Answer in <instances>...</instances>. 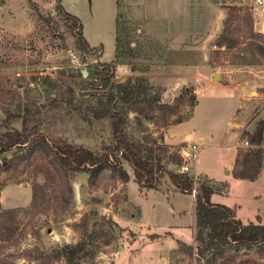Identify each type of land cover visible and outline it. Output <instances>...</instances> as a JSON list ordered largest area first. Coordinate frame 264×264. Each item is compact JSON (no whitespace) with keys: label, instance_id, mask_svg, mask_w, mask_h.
Masks as SVG:
<instances>
[{"label":"rangeland","instance_id":"rangeland-1","mask_svg":"<svg viewBox=\"0 0 264 264\" xmlns=\"http://www.w3.org/2000/svg\"><path fill=\"white\" fill-rule=\"evenodd\" d=\"M59 3L58 0H0V133L19 130L25 122L29 127L36 125L50 141L67 142L100 154L112 140L110 120L95 119L93 113H88L95 102L87 98L85 88L97 63L111 60L110 24L97 26V18L93 22L90 20V0H60ZM100 7L104 8V4ZM223 8H228L223 28L228 22L231 42L235 46L229 51H221L216 39L212 42V35L206 38L204 45L209 46L210 67L221 74L226 83H232L243 77L247 67L264 71L262 54L256 48H264V38L246 40L247 25L243 23V18L248 11L242 13L228 5H223ZM66 13L78 19L82 36L91 47L102 44L101 55L98 56V50L88 53L80 48L74 22L66 17ZM224 15L223 10L215 11L211 31L222 23ZM121 20L118 24L120 42L134 39L135 53L142 48L143 51L160 54L165 47L162 36L147 32L137 34L134 23L124 17ZM97 27H100V40L96 38ZM213 45L216 49L212 48ZM252 78L262 82L264 74ZM111 82L116 83V75ZM9 92H12V97H9ZM237 93L216 83V87H210L198 97L199 103L193 113L194 107L183 105L188 96L183 98L178 116L182 120L189 117L186 123L163 126L160 113L149 119L129 112L122 130L144 151L150 152L159 167L174 170L170 156L178 154L179 147L170 145V133H178L179 138L174 140L178 142L186 138L192 126L196 130L209 129L218 134L223 130L224 123L232 121L244 122L242 132L246 127L252 132L257 122L264 119V87L258 89L261 99L253 104L255 107L251 112V101H243L239 105ZM2 108L19 116L5 125ZM238 146V151L248 148L240 142ZM221 150L223 157H228L227 150ZM202 154L196 158L197 163L206 164L210 161L209 157H203L202 161ZM10 157L9 154L7 158ZM121 165L128 176L132 175L126 162L121 161ZM226 170L230 172L229 177H233V171L228 167ZM102 177L100 187L91 188L87 185V174H76L70 180L71 203L64 211L56 189V177L41 155L0 172V257L5 256L14 264H38L27 259L29 251L37 249L38 252L48 253L75 244L88 229L89 233H95L98 249L94 256L81 260L79 264H209L206 258L198 259L195 254L190 256L178 250L179 240L172 236H157L151 240L142 234L143 229L133 232L116 224V214L128 217L135 209L123 206L126 204L124 186L118 178L109 171H105ZM198 182L195 180L194 185L198 186ZM243 186L247 185H242L241 181L231 183L227 202L232 206L240 205L238 214L242 221L254 222L252 217L257 215L264 224V179L254 187L244 190ZM33 188L36 191L34 203ZM137 188L140 189L132 175L128 185L130 199L139 203L147 218L150 203L137 195ZM251 188L261 196L257 201L248 198ZM168 189L172 190L167 175L163 173L155 190ZM108 220L115 226L104 224ZM85 222L88 223L87 228ZM182 233L184 235L179 239L186 244L192 243L194 231L193 235L189 230ZM106 239L109 240L107 244ZM192 246H196L194 241ZM37 251L34 250V253ZM54 264L65 262L61 259ZM213 264H264V254L254 246L239 249L230 246L225 255Z\"/></svg>","mask_w":264,"mask_h":264},{"label":"trees","instance_id":"trees-1","mask_svg":"<svg viewBox=\"0 0 264 264\" xmlns=\"http://www.w3.org/2000/svg\"><path fill=\"white\" fill-rule=\"evenodd\" d=\"M65 15L74 22L75 37L80 48L88 53L97 51L98 48H90L82 36V26L78 19L68 13ZM243 23L247 25L246 40L264 38V34L253 31V20L249 13L245 14ZM231 40L230 26L228 22H225L224 28L215 42L221 51H229L235 46ZM130 43H134V47H136L134 39L122 43L117 35L116 60L126 57V63L133 64L132 60L138 53H135ZM256 48L262 54V64L264 65V48L261 46H256ZM132 66L135 68L134 65ZM114 72V64L97 63L91 80L87 82V88H85L88 91L85 92L87 98L95 102V106L90 107L88 113H93L95 119L108 118L110 120L112 140L104 152L98 154L82 146L50 141L36 125L29 127L24 122L19 130H5L0 133V172L16 167L24 160L35 158L36 155H41L56 177V189L64 211L71 203L70 180L76 174H87V185L91 188L100 187L105 171H109L113 177L118 178L119 182L125 184L128 182L129 176L121 165V161H124L131 168L134 182L140 189L155 190L160 177L165 173L174 192L191 195L194 190L192 230L196 246L177 241L178 250L190 256L195 254L198 259L206 258L209 264H213L223 257L230 246L236 249L254 246L264 254V224L259 222L244 224L236 218L234 209L210 201L214 192H225L226 184L215 186L208 182H198V186H195L188 174L180 173L176 169L167 170L159 167L153 161L150 152L144 151L139 143L131 140L122 130L129 112L137 115L142 114L149 119L154 114L160 113L163 126L178 124L183 121L178 116L183 98L188 96L186 104L183 105L194 107L195 96H189L191 92L184 90L171 104H162L160 90L149 86L142 79L110 83L114 78ZM11 94L12 92H9V97H12ZM2 109L5 114L3 120L5 125L19 116L6 108ZM263 133L264 119L257 122L252 132L244 130L241 133L240 141L246 140L248 148L237 151L233 166L235 178L251 182L257 179L264 167V148L261 146ZM9 154L11 157L8 159ZM170 161L174 168L181 164L178 154H171ZM35 195L36 191L33 188V203ZM124 200L126 199L124 198ZM85 223V228H87L88 223ZM104 224L115 226L114 222L110 220ZM94 235V232L89 233L88 229H85L84 234L75 244L65 245L48 253L38 252L37 249H34L37 252L29 251L27 259L38 264H54L61 259L65 264H79L81 260L90 258L96 253L98 246ZM149 237L153 240L157 236L150 235ZM108 242L109 240L106 239L105 244ZM0 264L14 263L3 256V258L0 257Z\"/></svg>","mask_w":264,"mask_h":264},{"label":"crops","instance_id":"crops-1","mask_svg":"<svg viewBox=\"0 0 264 264\" xmlns=\"http://www.w3.org/2000/svg\"><path fill=\"white\" fill-rule=\"evenodd\" d=\"M59 1L58 4L60 5ZM90 1L92 3V11L89 15L90 20L93 22L97 18V26H100L102 23L110 24L108 28H110V42L113 47V54L111 60L106 63L115 65L114 75H116V83H122L129 79H142L149 86L160 90V102L162 104H171L182 91H190L196 98V104L191 111L192 113L199 103L198 97L202 96L210 87H216V83L221 88L238 92L236 98L239 105L243 101H251L249 112L254 109L255 106L253 104L261 99L258 89L264 87V78L260 80L262 82H259V80H255L252 77L264 74V71L253 66L247 67V70L243 71L244 75L241 79L232 83H226L225 78L218 72H214L213 68L210 67L208 63L209 46L204 45V42L209 35L214 36L213 42L221 34L223 21L228 15L225 12L226 10L228 11V8H223V5L236 7L242 13L248 11L253 20V31L264 34V7L254 6L247 0H217V3L213 0ZM100 4L101 6L104 4V8H101ZM258 7L261 9L259 8L260 10H258ZM220 10H223L225 14L221 20L222 23L211 31L212 17H214L215 11ZM123 17L137 26V34L147 32L151 35L155 34L163 37L165 47L160 51L159 55H156L154 51H143L141 48L137 52V56L132 60L133 64L126 63V57L115 59L118 24L122 21ZM95 31L97 33L96 38L100 40V27H97ZM87 44L90 48H98V56L101 55L102 44L98 43V46L95 47H91L88 42ZM130 46L131 48H135L134 43H130ZM154 56L157 58L153 59ZM98 61L100 62L99 58ZM140 66L146 67L140 68ZM215 74H217L218 80L213 79ZM187 119L178 124L186 123ZM224 124L223 130L218 134L214 133L212 129L213 132L209 129L196 130L192 126L186 138L179 139L178 142L174 141L176 138H179L178 133H170L172 136L170 145H176L180 148L183 145L194 143L200 147L197 159L203 153L202 161L203 157H209L210 161L203 164L197 163L196 159L191 164V171L188 175L194 182L195 180H199V182H208L215 186L218 184H228L229 186L227 185L224 193L214 192L210 197V201L214 204L234 209L236 218L246 224L250 222L242 221L238 214L240 205L236 204L232 206L227 202V197L231 193L230 185L235 181H241L242 185H247L243 186L245 190L259 183L261 184L264 179V167L261 169L257 179L252 182L236 179L234 174L233 177H229L230 172L226 168L228 167L233 171L234 161L239 148L238 142H240L241 132L245 127L244 122L240 124L232 121ZM173 126H170L169 129ZM261 146L264 148L263 143ZM221 149L227 150L226 156L228 157H223ZM227 158L228 160H226ZM223 170L226 171L223 173ZM131 176L130 174L127 183L122 184L126 199V204L123 206L134 208L136 211L133 209L134 212H131L128 217L116 214V224L133 232L143 229L142 234L145 236L156 235L158 236L157 238L172 236L175 240L181 242L182 240L179 238L184 235L182 233L183 230H189L193 235V194H181L171 189L153 190L137 188V195L142 196L144 200L148 199L150 203V214L145 218L143 209L138 206L139 203H133L130 199L131 194L129 193L128 185ZM250 192L248 198L253 201H257L261 197L258 193H254L255 191L252 188ZM222 194L226 195L222 196ZM252 219L254 222L251 223H256L257 221L262 224L259 216L256 215ZM193 241L194 236L192 243ZM192 243L187 245H192Z\"/></svg>","mask_w":264,"mask_h":264},{"label":"built area","instance_id":"built-area-1","mask_svg":"<svg viewBox=\"0 0 264 264\" xmlns=\"http://www.w3.org/2000/svg\"><path fill=\"white\" fill-rule=\"evenodd\" d=\"M254 6H261L264 7V0H247ZM213 49H216V46H212ZM241 145L246 147L248 143L246 140L240 141ZM200 151V147L194 143L183 145L179 148L178 154L181 159V164L179 167L175 169L178 170L180 173L188 174L191 171V164L195 162L198 153ZM195 182L193 181V184ZM194 195V190L192 191Z\"/></svg>","mask_w":264,"mask_h":264},{"label":"water","instance_id":"water-1","mask_svg":"<svg viewBox=\"0 0 264 264\" xmlns=\"http://www.w3.org/2000/svg\"><path fill=\"white\" fill-rule=\"evenodd\" d=\"M213 1L216 2V3L218 2L217 0H213ZM214 76H215V77H214L213 79H214V80H218V76H217V74H215Z\"/></svg>","mask_w":264,"mask_h":264}]
</instances>
